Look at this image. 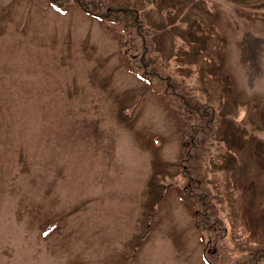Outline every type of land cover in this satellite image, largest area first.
I'll return each instance as SVG.
<instances>
[{"label": "rangeland", "instance_id": "rangeland-1", "mask_svg": "<svg viewBox=\"0 0 264 264\" xmlns=\"http://www.w3.org/2000/svg\"><path fill=\"white\" fill-rule=\"evenodd\" d=\"M141 18L147 55L185 84L193 22L224 35L231 87L204 119L139 77L141 39L119 24L0 0V264H249L225 250L223 177L231 157L264 213V0H163Z\"/></svg>", "mask_w": 264, "mask_h": 264}, {"label": "trees", "instance_id": "trees-1", "mask_svg": "<svg viewBox=\"0 0 264 264\" xmlns=\"http://www.w3.org/2000/svg\"><path fill=\"white\" fill-rule=\"evenodd\" d=\"M55 7L61 8L66 2L73 3L78 9L91 18L119 24L121 36L125 41L133 43L141 39V48L136 60L139 77L151 88H166L171 95L161 94L169 104L172 98L179 103L182 116L185 120L203 117L211 111L223 94L231 87V79L225 74L221 75L224 65L223 46L224 35L212 25L201 26L194 21L189 34L190 41L197 47L192 54V67L195 74L190 84H185L181 79L164 76L156 61L147 55L146 42L142 35L141 14L148 8L158 9L163 0H47ZM156 87V88H155ZM185 88V92L179 89ZM224 142L236 143L237 138L231 140V136L225 130ZM256 154L261 155V144L256 146ZM233 158L228 159V165L224 169L223 198L226 203V226L223 227L227 234V253L239 255L248 259L249 264H256L264 260V213L256 219L253 218L251 208L256 196V188L253 182L240 183L232 179L231 172ZM201 199V202L204 200ZM193 221L197 229L204 235L205 244L210 243L209 227L205 223L204 210H198L196 205H191ZM215 225L219 219L215 214L212 218ZM220 230V231H221ZM222 234H220L222 236ZM205 253L203 254V256ZM205 261L212 264L206 256Z\"/></svg>", "mask_w": 264, "mask_h": 264}]
</instances>
